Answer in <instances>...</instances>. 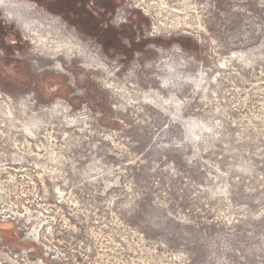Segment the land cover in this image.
I'll return each mask as SVG.
<instances>
[{"label":"rangeland","instance_id":"obj_1","mask_svg":"<svg viewBox=\"0 0 264 264\" xmlns=\"http://www.w3.org/2000/svg\"><path fill=\"white\" fill-rule=\"evenodd\" d=\"M150 1L0 8V264H264V0Z\"/></svg>","mask_w":264,"mask_h":264},{"label":"bare ground","instance_id":"obj_2","mask_svg":"<svg viewBox=\"0 0 264 264\" xmlns=\"http://www.w3.org/2000/svg\"><path fill=\"white\" fill-rule=\"evenodd\" d=\"M141 3H143L146 7L148 6V8L154 7V4H155V2H151L150 0H141ZM22 6H23L22 3L19 1L14 2L11 0H0L1 10L4 13L9 11L10 12V17H9L10 20H13L14 22H17V23L21 22L20 20L23 19V16H25V17L27 16L25 14L26 12L23 11ZM161 7L164 8V5L163 6L161 5ZM172 11L178 12L174 8L172 9ZM52 21L53 20H51V21L41 20L40 21L43 24V28L38 30V32H36V34L34 35L36 37L37 46H38L36 51L40 55L49 57L52 61H56L60 57L66 58L69 61L73 57H76V55L79 53V51L77 49L78 47L75 44L73 45V43H75L74 42L75 39L70 38V36H68V34L66 32V28L64 26H62V25L59 26L58 24H56L55 22H52ZM161 26H163L162 23H161ZM81 48H82V46H81ZM81 54H83V53H81ZM83 57L88 59L90 56H88L87 54H85V56H84V54H83ZM0 203H1V201H0Z\"/></svg>","mask_w":264,"mask_h":264},{"label":"flooded vegetation","instance_id":"obj_3","mask_svg":"<svg viewBox=\"0 0 264 264\" xmlns=\"http://www.w3.org/2000/svg\"><path fill=\"white\" fill-rule=\"evenodd\" d=\"M14 2L16 1H19L20 0H13ZM39 1V0H38ZM41 3H46V5H53V6H59V7H78L79 8V4H84L86 3L85 0H40ZM70 2V3H69ZM92 2H88L86 4V6H84L85 8V11L87 12L88 10L90 12H92V10L94 11L95 10V6H92L94 5L93 3L91 4ZM71 6H70V5ZM94 19L96 22H104L105 20H108L109 16H110V12L108 13V9H103L101 11H94ZM93 16V15H92ZM76 18H79V16L76 14L75 16Z\"/></svg>","mask_w":264,"mask_h":264}]
</instances>
